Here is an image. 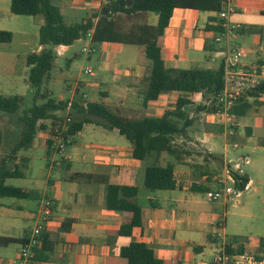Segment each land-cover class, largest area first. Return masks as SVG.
Masks as SVG:
<instances>
[{"label":"crops","instance_id":"obj_1","mask_svg":"<svg viewBox=\"0 0 264 264\" xmlns=\"http://www.w3.org/2000/svg\"><path fill=\"white\" fill-rule=\"evenodd\" d=\"M57 1L58 3L54 0L62 13L63 9L75 10L82 7L85 11L84 17L100 13L107 3L106 0ZM215 16L216 11L181 7L174 9L169 25L161 38L163 57L167 66L175 68L215 67L224 58L222 54H217L218 50L240 47L246 51L242 59L243 67L257 65L264 72V0H237L235 11L231 13L230 19L241 23L243 27L237 35L221 43L215 42L214 33L207 29V24L212 22L210 17ZM33 19L37 22L35 25L40 28L44 17L39 16ZM158 19V14L147 12L136 19L123 17L120 22L122 27L128 28L134 23L156 25ZM14 39L15 34L12 41ZM36 39L35 34L24 33L18 44L21 50L17 51V55L23 57V72L28 75L30 71V66L27 64L28 54L42 49ZM80 39L88 40L85 45L92 44L95 46V51L97 50L96 45L100 47L97 55L98 75L95 80L79 79L71 88V96L66 98L61 95L60 99H69L71 104L80 87L82 94L87 95L84 100L102 101L113 110L132 118L153 116L144 115L146 113L161 116L167 110L175 108L177 99L182 95L179 91L165 92L157 100L144 102L150 67L144 62L139 45L140 54L135 56L134 60L131 59V62L121 65L114 57L106 56L110 51H121L129 43L94 42L92 33ZM73 44L57 46L56 50H60L58 55L67 57L72 51ZM203 55L206 61L217 62V65H203ZM262 77L264 78V73ZM54 78L60 82L66 80L63 76ZM188 97L192 100L191 103L199 98L203 99L200 94L188 95ZM244 103H246L244 113L239 117L236 116L238 125L233 133H230L227 125L221 122L220 127H223V132L207 133L205 131L195 136L187 133L177 136L174 145L178 152L170 153L174 155L176 161L169 160V152L166 151L161 154H151L143 160L137 159L132 155L133 144L128 139V142L97 141L95 145H91L92 143L86 145V147H93L94 152L84 156L86 161H93L92 168L75 170L67 177L60 179H55L48 174L43 184L44 188L40 192L38 190L34 192L29 186H21L32 191L31 196L26 199L41 197L39 205L45 198L52 200L53 215L44 233L48 239L47 242L52 243L53 251L49 260L38 263L128 264V260L120 254V250L131 241L148 244L154 250L155 255L164 261V264H215V255L224 241L229 242L233 248H237L242 240L228 238L226 233L230 213L227 206L233 200L236 206L239 199L233 197L228 201L223 199L211 201L207 198L206 192L195 191L193 187H204L207 190L215 187L216 179L222 174L225 163L230 161L228 151L226 152L227 143L224 144L222 154L219 151L220 142H217V136H224L225 141L227 139L235 146L237 144V148L249 147L254 152L264 149V131L257 134V129L264 128V95L248 96ZM239 110L242 111V108ZM67 115H70V108L64 113H59L63 119ZM241 117L244 118L243 122L240 120ZM189 118L192 122L190 115ZM54 121L52 119L41 121L45 128L40 129L34 139V141L38 139V143L47 146L48 167L51 172L63 165L70 167V156L77 158L80 150L79 146H74L76 145L74 136L67 146V148L71 147L70 153H65L61 160L55 159L56 154L49 149L48 145L51 129L59 122ZM88 125H91V135L96 139L108 135L103 132L108 129L93 123H86L79 133L87 129ZM111 130L119 133L116 129ZM244 149L241 155L250 157ZM20 151L18 158L20 155L27 156L21 154ZM155 162L162 165L169 162L174 163L176 188L151 190L145 186L146 167ZM75 173H90L92 176L75 179ZM243 174L249 178V188L255 183L264 184V178L257 177L256 168L253 166L243 169ZM62 180L65 182L62 183ZM108 183L138 188L137 201L143 209V221L141 225L133 228L131 236L119 234L121 226L131 218V212L110 210L107 207ZM82 184L83 186H80ZM23 207L24 203L18 200L10 202L0 200V214L4 212L11 217L4 225L5 230L21 228V224L15 219L18 217V211L14 209ZM32 212L29 216L34 218L35 224L37 211ZM232 213L236 214V212ZM243 215L251 216V213L247 211ZM31 229L32 227L29 226L24 228L22 235L7 234L6 236H28ZM249 233L252 234L251 231ZM241 237H247L243 242L244 253L255 259L254 264H264V254L259 253L260 235L255 237L249 234ZM261 237H264V233ZM18 244L20 247L21 243ZM257 255H261V258L258 259Z\"/></svg>","mask_w":264,"mask_h":264},{"label":"trees","instance_id":"obj_2","mask_svg":"<svg viewBox=\"0 0 264 264\" xmlns=\"http://www.w3.org/2000/svg\"><path fill=\"white\" fill-rule=\"evenodd\" d=\"M176 7L195 8L207 11H219L222 0H108L100 13H94L74 23H67L59 5L54 0H11V12L16 15H42L44 22L39 28L40 51H33L27 56L30 66L29 82L36 89L34 103L23 109L19 115L20 131L10 148L9 153L3 158L0 165V197L28 198L32 191L28 188L7 184L8 178L23 177L24 171L16 164L10 167L8 161L16 160L18 152L33 144L40 129L45 128L41 121L52 119L63 121L59 116L69 107L71 122L67 134L73 138L79 133L86 123H93L106 129H116L121 135L133 144L132 155L137 159H145L151 154H161L166 151L176 153L174 140L186 132L191 119L186 112V106L192 102L188 95L200 94L206 100L201 108L209 112L216 110L217 95L224 88V63L223 60L215 67L194 66L190 68H175L167 66L163 57L161 38L169 25L171 16ZM154 12L159 19L156 25L148 23H134L128 28L121 25V18L136 19L141 14ZM97 18V20H95ZM218 20V17H210ZM207 29L219 34L223 32L220 25L207 24ZM92 33L94 42L118 41L140 46L141 56L150 67L148 86L144 102L157 100L162 93L179 91L182 95L177 99L176 106L167 110L161 116H143L132 118L113 110L102 101L84 100L80 89H77L76 98L57 99L41 91L42 85L55 65L57 56L56 47L71 45L80 38H85ZM13 32L0 29V43L11 42ZM264 95V79L256 86L249 89L248 95L242 103L232 108L237 117L243 115L246 107L245 98L248 96L259 97ZM38 99L45 101L38 103ZM23 96L3 95L0 93V111L14 114L22 105ZM242 108V111L239 110ZM54 121V122H55ZM53 129V127H52ZM51 129V130H52ZM1 140V134H0ZM50 149V148H49ZM175 165L172 162L162 165L158 162L146 167L144 183L151 190L174 189L176 178ZM236 185L245 189L249 182L246 174H236ZM90 173H75L74 178H90ZM193 190L206 192L207 188L193 187ZM138 188L130 185L108 183L106 204L110 210L129 211L131 218L124 223L119 234L131 236L133 228L143 221V209L137 201ZM239 240V238H237ZM233 248L227 246L229 252L244 253V241ZM27 236L0 235V245L9 243H24ZM43 233L42 245L36 248L35 255L29 262L47 261L53 251L51 242ZM259 253L264 254V237H260ZM120 254L128 260V264H164V261L155 255L154 250L145 242L131 241L121 248ZM258 259L261 255L256 256Z\"/></svg>","mask_w":264,"mask_h":264},{"label":"rangeland","instance_id":"obj_3","mask_svg":"<svg viewBox=\"0 0 264 264\" xmlns=\"http://www.w3.org/2000/svg\"><path fill=\"white\" fill-rule=\"evenodd\" d=\"M55 2L58 3L57 0H55ZM63 13L67 23L80 21L82 17L85 16V11L82 7L75 10L63 9ZM39 16L41 17L42 15H35L34 17L16 15L11 12V0H0V29L9 30L15 34V39L14 41H11L12 43L7 42L0 44V46H2L0 49V93L3 95L18 94L23 96L21 108L16 113L10 114L0 111V165L3 158L9 153L11 146L19 134V115L22 114L24 108L29 107L34 103L36 89L29 82V75L23 72V57L18 56L17 51L21 50L18 47V44L20 43V38L24 33L35 34L37 38L36 42H39V28L35 25L37 22L33 19L38 18ZM86 43H88V40L86 39L76 40L73 44L72 51L67 55V57L58 55L57 51L55 65L50 73L52 78L49 76L45 79L41 88L43 93L47 92L49 96L57 99H60L61 95L69 98L71 96V88L79 81V79L95 80L97 78V69L99 66L97 55L100 51V47L96 45V51L85 53L82 51V48ZM139 54L140 51L138 45L128 44L125 45L121 51L115 50L114 52H108L106 57H114V59L117 60L116 62H119L122 65L126 62H131V59L134 60L135 56H138ZM203 59V65H217V62L206 61L204 55ZM88 66L93 68L91 73L84 72L85 68ZM55 76L56 78L63 76L66 80L61 82L57 81L58 79H55ZM79 89L81 95L85 98L86 96H84V93L82 94L80 87ZM43 101H45V99L37 100L38 103ZM205 102V99L199 98L197 101L195 100L193 103L186 106L187 113L192 117V122L187 126V130L185 132L188 135L195 136L197 134H203L205 131L207 133L219 131L223 132V127H220V120L216 116H213L212 112L200 107L203 106ZM70 110L72 109L70 108ZM61 113L64 112H60V114ZM144 115L158 116L156 114L149 113ZM207 117H209V119H207ZM240 120L243 122L244 118L241 117ZM90 126L88 125L87 129L79 133V135H75L76 145L74 146H79L80 150L77 158H75V156H70V167L63 165L57 167L51 172L48 167L49 152L47 151V146L45 144L43 145L38 143V139H36L30 147L20 151V153L22 152L21 154L29 157H22L20 155L16 161H8V165L10 167H15L17 164L25 172V176L8 178L6 183L17 186H29L34 192L36 190L40 192L44 188L43 184L48 174L55 179H60L61 177H67L75 170L93 167V161L89 162L84 159L85 155L94 152L93 147H86V145H90L91 143V145H95L97 144V141L104 140H106V142L111 140L128 142L123 135L116 133L111 129L103 131L105 134H108L106 135L108 137L103 136L96 139L91 135ZM242 130L244 131V128H242ZM260 131H264V128L257 129V134L262 133ZM216 140L217 142H220L219 151L222 154L224 153V144L225 142L227 143L226 152L228 151V159L230 162H235L243 153V146L237 148V144L235 146V144L231 141H228L227 139L225 141V137L222 135L217 136ZM66 149L67 151L65 150V153L69 154L71 147ZM244 150L249 153L252 162L250 165L243 164L242 169L245 170L248 166H253L256 168L257 177L264 178V149H259L254 152L249 147H246ZM55 157L56 160H61L63 155L56 154ZM169 160H175L173 154L169 153ZM64 182L65 181L62 180V183ZM79 184H77V186H79ZM80 186H83V184ZM79 188L82 189V187ZM237 198L239 199V203L236 204V206L233 204L234 200L230 201L227 206L228 210L230 209L226 232L228 238L233 237L238 240L237 238L240 239L241 236L249 234L255 237L260 235L261 237L262 233H264V184L255 183V185L250 186V188L248 187L246 190H243ZM0 200H4L5 202L18 200L24 203V207L22 209H14L15 211H18V217L15 219L21 224L20 229L12 228L5 230L4 225L11 217L7 213L4 214V212L0 214L1 235H22L24 228L34 226V218L30 217L29 214L32 211V213L35 211L38 212L41 197L38 196L36 198L33 197L26 199L6 196L0 197ZM141 201H144V199H141ZM247 211L251 213V216L243 215ZM232 212H236V214L233 215ZM249 231H251L252 234L249 233ZM19 252L20 247L16 242L9 243L8 245H0V258H2L0 260V264H44L38 262L22 263L19 258Z\"/></svg>","mask_w":264,"mask_h":264},{"label":"built area","instance_id":"obj_4","mask_svg":"<svg viewBox=\"0 0 264 264\" xmlns=\"http://www.w3.org/2000/svg\"><path fill=\"white\" fill-rule=\"evenodd\" d=\"M108 1V0H106ZM237 0H222L221 10L216 12L218 20L211 22L213 25L223 27V32L214 33L215 42L221 43L224 40L233 37L242 29V24L233 22L230 19L231 13L235 11ZM60 52L59 49H57ZM85 53L95 51V46L87 44L82 48ZM217 54L224 56V88L217 95L216 110L212 112L220 122H223L229 128V132H235L238 125L236 115L232 108L240 104L244 97L248 95L249 89L256 86L261 80L263 71L259 66L243 67L242 59L246 55V51L240 47H228L225 50H218ZM93 68L88 66L84 72L91 73ZM84 96H87L84 94ZM70 108V107H69ZM71 116L67 115L63 121H59L53 126L49 135V148L58 155H64L67 146L71 143L72 138L67 134ZM175 143V140H174ZM251 158L248 155H240L235 162H226L222 174L216 179L215 187L206 191V196L211 201L236 199L244 190L237 187V175L243 174L242 165L249 164ZM249 187L247 183L245 189ZM53 215L52 200L45 198L41 203L36 214V222L27 236V240L21 244L19 258L22 263L29 262L35 255L36 248L42 245V235L45 228L49 224ZM230 243L224 241L220 245L215 258V264H254V258L246 253L229 252L227 246Z\"/></svg>","mask_w":264,"mask_h":264}]
</instances>
